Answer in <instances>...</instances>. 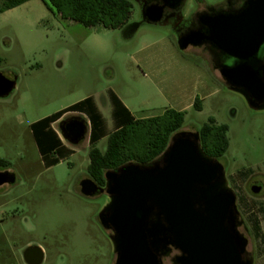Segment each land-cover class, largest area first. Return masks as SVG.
I'll return each mask as SVG.
<instances>
[{
  "label": "rangeland",
  "instance_id": "rangeland-1",
  "mask_svg": "<svg viewBox=\"0 0 264 264\" xmlns=\"http://www.w3.org/2000/svg\"><path fill=\"white\" fill-rule=\"evenodd\" d=\"M131 2L128 23L140 24L130 38L123 29L85 28L62 19L41 0L0 14V75L16 79L14 90L0 98V159L7 163L0 172L15 177L0 186V264L24 263L23 253L32 247L42 251L41 264H116L113 232L98 220L107 195L88 199L79 193L80 181L88 178V145L65 141L61 119L52 129L75 153H45L29 127L55 120L87 97L97 100L110 123L108 90L118 97L117 107L136 119L173 109L186 113L180 131L195 133L209 119L228 127L229 146L217 160L236 197L238 220L260 223L259 240L253 230L245 235L248 251L264 250V110L250 108L230 91L197 51L179 49L175 18L144 23ZM193 9V1L185 0L178 19ZM196 99L200 112L193 108ZM42 125L58 146L49 122ZM106 144L103 139L96 146L104 152ZM259 185L254 194L251 188ZM255 264H264V254Z\"/></svg>",
  "mask_w": 264,
  "mask_h": 264
},
{
  "label": "water",
  "instance_id": "water-1",
  "mask_svg": "<svg viewBox=\"0 0 264 264\" xmlns=\"http://www.w3.org/2000/svg\"><path fill=\"white\" fill-rule=\"evenodd\" d=\"M160 1L142 12V22L160 24L164 8L177 10L184 2ZM139 24L125 26V36L130 38ZM206 40L235 60L219 73L226 87L242 95L250 108L264 110V68L257 67L256 59L264 44V0H247L234 18L214 20L209 39L196 32L178 38L177 44L184 51ZM15 85L16 79L0 75V98ZM58 129L75 146L84 140L87 124L72 117L61 121ZM104 179V187L83 179L79 193L88 199L107 195L98 220L113 232L116 264H163L171 250L179 253L172 264H252L242 260L247 240L237 230L236 197L227 187L223 166L201 149L197 132H177L153 163L124 164L106 171ZM14 181L12 173L0 172V186ZM260 190L251 188L254 194ZM23 258L26 264H41L43 253L32 247Z\"/></svg>",
  "mask_w": 264,
  "mask_h": 264
},
{
  "label": "trees",
  "instance_id": "trees-1",
  "mask_svg": "<svg viewBox=\"0 0 264 264\" xmlns=\"http://www.w3.org/2000/svg\"><path fill=\"white\" fill-rule=\"evenodd\" d=\"M31 0H2L0 14L16 8ZM44 6L53 14L60 18L71 20L85 28L101 27L107 30H122L127 24L132 11L131 0H41ZM114 105L115 125L112 131L107 135L106 149L101 152L95 147V142L100 138L93 134L91 139V148L88 152L89 164L87 167L88 178L100 187L105 186L104 173L109 170H115L128 163L148 165L159 159L169 145L171 137L179 132L184 123L186 113L173 109H166L160 116L135 119L125 108H118V99L111 96ZM91 100H85L77 105L65 110L55 120L39 121L32 126L40 129L43 136L46 137L52 145L48 152H58L63 157L72 154L71 151L61 152L60 142L52 130L54 140L59 145L56 146L48 137L43 123L58 120L68 111H86V107ZM193 108L200 112L201 103L195 100ZM45 125V124H44ZM228 127L218 125L213 119H209L201 126L197 133L200 138V147L203 152L211 158L219 159L223 157L228 149L229 143L226 137ZM39 146L40 144L36 142ZM39 149L43 151L42 148ZM47 152V153H48ZM46 153V152H45ZM7 163L0 159V167L5 168ZM255 231H259L258 223L254 222Z\"/></svg>",
  "mask_w": 264,
  "mask_h": 264
},
{
  "label": "flooded vegetation",
  "instance_id": "flooded-vegetation-1",
  "mask_svg": "<svg viewBox=\"0 0 264 264\" xmlns=\"http://www.w3.org/2000/svg\"><path fill=\"white\" fill-rule=\"evenodd\" d=\"M135 1L139 9L142 12L153 5H161L160 0H131ZM185 1V0H184ZM194 3V9L190 13L189 17L186 19H178V13L182 9L183 4L177 10H172L169 8H164L163 10V21L169 19H176L173 28L176 29L178 38L184 37L191 33L201 32L205 34L206 37L210 36V26L214 20L219 17L223 18H234L237 16L244 8L247 0H216L215 2L208 4L205 0H192ZM130 24V23H128ZM127 24V25H128ZM126 25V26H127ZM192 49L197 51L207 64H211L213 70L218 74L224 67L232 66L235 60L228 56L225 52L221 51L211 40H206L199 46H188L184 51ZM256 59L258 60V68H264V44H262L256 54ZM263 75V70L260 71ZM220 76V75H219ZM225 84V83H224ZM226 85V84H225ZM15 178V177H14ZM15 182V181H14ZM13 182V183H14ZM11 183V184H13ZM7 185H11L6 183ZM261 187V185H259ZM262 188V187H261ZM249 223V222H248ZM246 221L238 220L237 230L238 232L247 240L246 251L242 255V260L244 262H251L255 264V260L258 254H264V250L260 251L258 248L248 251L249 239L245 236L246 233L250 235L249 230L254 231L252 237H257L259 240V231H255V224H248ZM260 227V223L257 224ZM242 229V231H241ZM179 255L175 250H171L170 253L162 258V261L169 260L172 264V259Z\"/></svg>",
  "mask_w": 264,
  "mask_h": 264
},
{
  "label": "crops",
  "instance_id": "crops-1",
  "mask_svg": "<svg viewBox=\"0 0 264 264\" xmlns=\"http://www.w3.org/2000/svg\"><path fill=\"white\" fill-rule=\"evenodd\" d=\"M107 94H108V100H109V105H110V123L108 122V120L104 116L103 112L101 111L97 100L94 97H87V98L83 99V101L91 100L92 102L87 105L86 111H68V112H65L58 120H56L55 122H52L50 124V130H52L54 132L57 139L59 140V142L61 144L60 149H61V152H63V154H65L66 151H71L72 154H70L68 156V157H71L75 153V151H74V149H72L70 147H66L62 144V141H60L58 134L56 133V131H54L52 129V126L55 125L61 119L64 120L68 116L81 118L86 122L87 132H86V136H85L83 142H85L88 145L89 149L91 148V139L93 138L94 131H95V134L100 137L97 140V142H95L96 143L95 147H97L96 145L101 140H103V139L107 140V135L112 131L110 129L111 128L113 129V127L115 125L114 105L112 104L111 96L116 98V99L118 98L116 96V94L111 90H108ZM38 122L39 121L32 122L29 125L30 129L32 128L33 125H35ZM31 132L35 138V142H38L40 144L38 147L42 148L44 152H48V151H50V149H52L51 143L49 141H47L46 137L43 136L40 129H38V128H35L33 130L31 129ZM23 255H24V253H23ZM23 261H24V258H23ZM14 264H26V263H25V261H24V263H21V261L18 262L17 260H15Z\"/></svg>",
  "mask_w": 264,
  "mask_h": 264
}]
</instances>
